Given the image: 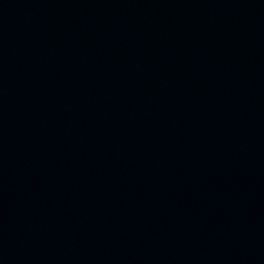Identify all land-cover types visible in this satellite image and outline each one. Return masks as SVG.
Listing matches in <instances>:
<instances>
[{
    "label": "water",
    "instance_id": "water-1",
    "mask_svg": "<svg viewBox=\"0 0 264 264\" xmlns=\"http://www.w3.org/2000/svg\"><path fill=\"white\" fill-rule=\"evenodd\" d=\"M0 264H264V0H0Z\"/></svg>",
    "mask_w": 264,
    "mask_h": 264
}]
</instances>
